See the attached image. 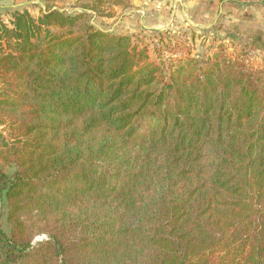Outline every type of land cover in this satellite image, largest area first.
<instances>
[{"label": "trees", "instance_id": "16d2710c", "mask_svg": "<svg viewBox=\"0 0 264 264\" xmlns=\"http://www.w3.org/2000/svg\"><path fill=\"white\" fill-rule=\"evenodd\" d=\"M44 1L0 20V264H264V66L152 61L91 21L124 0Z\"/></svg>", "mask_w": 264, "mask_h": 264}, {"label": "rangeland", "instance_id": "374dc122", "mask_svg": "<svg viewBox=\"0 0 264 264\" xmlns=\"http://www.w3.org/2000/svg\"><path fill=\"white\" fill-rule=\"evenodd\" d=\"M80 0H57L51 3L62 10L77 12ZM106 13L91 15L92 23L112 35L130 36L134 44L147 47L150 59L159 62L175 57H197L204 60L221 50L229 55L245 53L255 67L264 66V55L233 24L245 16L252 17L254 8L264 15V0H124L109 4L102 1ZM44 0H0V20L12 27L13 14L28 10L38 19L48 9ZM258 11V12H259ZM259 12V13H260ZM258 17V16H257ZM257 40L255 36H250ZM252 42V41H251ZM8 125L0 132L8 139ZM0 166L2 163L0 161ZM3 228L10 233L7 203L1 206ZM47 239L44 233L35 236L33 244Z\"/></svg>", "mask_w": 264, "mask_h": 264}, {"label": "crops", "instance_id": "0c3cea01", "mask_svg": "<svg viewBox=\"0 0 264 264\" xmlns=\"http://www.w3.org/2000/svg\"><path fill=\"white\" fill-rule=\"evenodd\" d=\"M258 11L259 10L254 8V12H250L253 14L252 17L245 16L240 19H235L237 22L233 24V28L236 29L237 32L231 33L229 36H239L242 35L240 34L242 32L243 36L247 37L246 39L250 45L253 43L255 48L258 51H262L264 55V15ZM250 36H255L257 40H252Z\"/></svg>", "mask_w": 264, "mask_h": 264}]
</instances>
